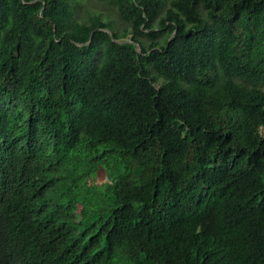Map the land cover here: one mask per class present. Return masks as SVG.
Masks as SVG:
<instances>
[{"label": "trees", "instance_id": "trees-1", "mask_svg": "<svg viewBox=\"0 0 264 264\" xmlns=\"http://www.w3.org/2000/svg\"><path fill=\"white\" fill-rule=\"evenodd\" d=\"M100 1L0 0V264H264V0Z\"/></svg>", "mask_w": 264, "mask_h": 264}, {"label": "rangeland", "instance_id": "rangeland-1", "mask_svg": "<svg viewBox=\"0 0 264 264\" xmlns=\"http://www.w3.org/2000/svg\"><path fill=\"white\" fill-rule=\"evenodd\" d=\"M75 2L80 3V5L76 6L77 8L74 9L73 12V19L76 21H89L90 16L100 14L103 19L112 20L116 27L125 26L123 22L117 20L115 11H113L109 5L100 0H75Z\"/></svg>", "mask_w": 264, "mask_h": 264}, {"label": "water", "instance_id": "water-1", "mask_svg": "<svg viewBox=\"0 0 264 264\" xmlns=\"http://www.w3.org/2000/svg\"><path fill=\"white\" fill-rule=\"evenodd\" d=\"M137 50L139 51V46L137 45Z\"/></svg>", "mask_w": 264, "mask_h": 264}]
</instances>
